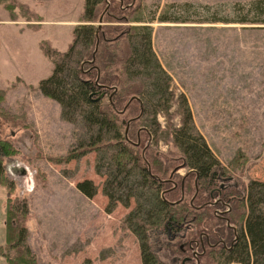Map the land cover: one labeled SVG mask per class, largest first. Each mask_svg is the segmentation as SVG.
<instances>
[{
	"label": "rangeland",
	"instance_id": "374dc122",
	"mask_svg": "<svg viewBox=\"0 0 264 264\" xmlns=\"http://www.w3.org/2000/svg\"><path fill=\"white\" fill-rule=\"evenodd\" d=\"M84 1L0 0V89L5 91L0 100V132L17 151L4 159L7 184L0 186V247L6 243L10 198L27 205V243L38 264H143L139 240L124 223L135 203L118 204L113 212H106V177L96 171L98 153L89 151L68 162L53 159L89 138L83 124L64 119L60 103L40 89V81L50 77L55 62L61 61L53 53L67 52L75 27L85 24ZM249 1L125 0L130 23L123 22L122 13L101 23L102 27L152 26L153 51L170 76L173 94L170 108L157 115L161 131L153 149L158 155L169 160L174 171L182 163L171 133L183 125L187 106L195 128L240 189L250 181L264 182V24L206 19L212 13L234 19L228 8ZM183 3L197 8L190 12L191 21L159 20L163 15L185 19V12L173 6ZM203 6L213 8L207 11ZM99 12L102 15L107 8L101 6ZM136 17L143 22H135ZM93 25L98 29L99 20ZM48 49L53 52L50 56L45 55ZM123 79L127 85L148 81L130 75ZM150 120L145 115L144 123ZM188 171L180 168L177 176ZM85 180L97 186L92 198L77 188ZM10 184L14 191L8 195ZM192 194L193 190L185 199ZM219 213L226 211L221 208ZM236 224L241 230L243 217ZM152 241L163 258V244L156 235ZM0 264H5L1 254Z\"/></svg>",
	"mask_w": 264,
	"mask_h": 264
},
{
	"label": "trees",
	"instance_id": "16d2710c",
	"mask_svg": "<svg viewBox=\"0 0 264 264\" xmlns=\"http://www.w3.org/2000/svg\"><path fill=\"white\" fill-rule=\"evenodd\" d=\"M124 1L85 0V24L75 27L70 49L65 53L46 50V56L60 55L61 61L55 62L50 77L40 81L41 91L60 103L64 119L81 122L89 134L86 142L53 159L68 162L89 151L98 153L96 171L106 177V212H113L118 204L130 207L132 201L135 203L124 223L139 240L143 264H222L224 260L264 264V182L250 181L242 189L233 183V177L195 128L187 106L183 125L171 133L182 163L174 171L170 161L153 149L161 131L157 115L170 108L173 94L169 91L170 76L153 51L152 26L100 25L96 29L93 25L101 17L103 23L105 17L115 18L117 13L124 15L123 22L130 23L126 15L130 7ZM101 6L107 8L102 15ZM173 6L187 17L163 15L160 21H191V10H197L191 3ZM212 8L203 6L207 11ZM228 11L234 13V19L212 13L206 20L264 24V0L237 3ZM143 20L136 17L134 21ZM129 75L148 79L149 87L146 89L142 81L125 84L123 78ZM4 93L0 89V100ZM145 115L152 117L149 124L144 123ZM16 152L0 132V186L7 184L4 159ZM183 167L189 171L178 177L177 171ZM8 187L10 195L14 185ZM77 188L88 198L97 194L92 180L79 182ZM191 190L193 194L185 199ZM8 200L6 243L0 247V254L5 264H38L27 243V205ZM221 208L225 217L219 213ZM242 217V228L235 235L232 229ZM154 235L163 244V258L155 249Z\"/></svg>",
	"mask_w": 264,
	"mask_h": 264
},
{
	"label": "flooded vegetation",
	"instance_id": "af4514ba",
	"mask_svg": "<svg viewBox=\"0 0 264 264\" xmlns=\"http://www.w3.org/2000/svg\"><path fill=\"white\" fill-rule=\"evenodd\" d=\"M223 217H225V214H224V216H223ZM232 231H233V232H234V234L236 235V234H237V227H233ZM227 249H228V250H230V249H231V247H227Z\"/></svg>",
	"mask_w": 264,
	"mask_h": 264
},
{
	"label": "water",
	"instance_id": "95a60500",
	"mask_svg": "<svg viewBox=\"0 0 264 264\" xmlns=\"http://www.w3.org/2000/svg\"><path fill=\"white\" fill-rule=\"evenodd\" d=\"M102 20H103V19H102V17H101V19H100V25H102V24H101V23H102Z\"/></svg>",
	"mask_w": 264,
	"mask_h": 264
},
{
	"label": "built area",
	"instance_id": "2783aa9c",
	"mask_svg": "<svg viewBox=\"0 0 264 264\" xmlns=\"http://www.w3.org/2000/svg\"><path fill=\"white\" fill-rule=\"evenodd\" d=\"M232 264H240V263H232Z\"/></svg>",
	"mask_w": 264,
	"mask_h": 264
},
{
	"label": "bare ground",
	"instance_id": "6f19581e",
	"mask_svg": "<svg viewBox=\"0 0 264 264\" xmlns=\"http://www.w3.org/2000/svg\"><path fill=\"white\" fill-rule=\"evenodd\" d=\"M236 263V262H235Z\"/></svg>",
	"mask_w": 264,
	"mask_h": 264
}]
</instances>
